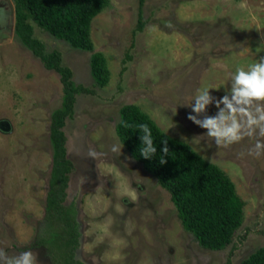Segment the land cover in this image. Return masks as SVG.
I'll list each match as a JSON object with an SVG mask.
<instances>
[{"label":"rangeland","instance_id":"374dc122","mask_svg":"<svg viewBox=\"0 0 264 264\" xmlns=\"http://www.w3.org/2000/svg\"><path fill=\"white\" fill-rule=\"evenodd\" d=\"M241 3L248 7H237ZM139 9V0H109L92 22L94 51L105 54L111 72L103 87L91 75L92 52L33 22L47 50H60L74 80L92 89L77 95L64 127L68 156L76 164L66 203L75 204L82 225L75 259L82 264H239L264 246V156L247 155L254 138L217 147L187 116L197 89L210 87L213 96H222L238 65L247 67L264 55V0H146L142 30H137ZM8 18L12 37L0 43V124L8 122L0 126V251L11 258L31 250L38 264H53L36 242L53 164L51 117L62 103L63 83L15 38V18ZM130 103L235 183L245 214L225 248L199 244L184 228L170 193L120 141V109ZM216 112L209 106L208 115ZM113 146L121 151L113 152Z\"/></svg>","mask_w":264,"mask_h":264},{"label":"trees","instance_id":"16d2710c","mask_svg":"<svg viewBox=\"0 0 264 264\" xmlns=\"http://www.w3.org/2000/svg\"><path fill=\"white\" fill-rule=\"evenodd\" d=\"M139 0L142 30L143 7ZM15 4V38L39 57L45 67L56 70L63 83V100L52 112L50 140L53 164L45 200V217L40 226L38 246H44L53 264H82L75 259L81 245L82 225L74 203L67 204V189L74 160L68 156L67 119L73 117L77 95L92 89L74 80L72 69L63 63L62 52L47 50L35 35V22L56 39L64 40L76 49L91 53V75L103 87L110 81L108 60L101 51H94L92 22L108 5L109 0H13ZM147 124L156 147L155 155L145 159L139 125ZM120 141L159 184L166 189L178 211L184 228L197 238L199 244L211 250L229 245L245 214V202L238 194L230 176L217 164L206 160L190 144L166 133L157 122L137 104H124L117 125ZM161 141H167L169 152H161ZM161 159L167 162L161 164ZM227 264H231L228 262ZM239 264H264V246L256 249Z\"/></svg>","mask_w":264,"mask_h":264},{"label":"clouds","instance_id":"9594fccd","mask_svg":"<svg viewBox=\"0 0 264 264\" xmlns=\"http://www.w3.org/2000/svg\"><path fill=\"white\" fill-rule=\"evenodd\" d=\"M237 7L246 9L248 6L241 3ZM210 90V87L197 89L190 106L192 112L187 119L205 129L203 135L214 141L217 147L229 148L246 138H254L255 144L248 149L247 155L254 158L264 156V55L247 67L238 65L230 74V86L222 96H213ZM209 106L217 109L214 115L207 114ZM139 128L144 133L140 137L144 145L141 155L149 159L156 153L151 130L147 124H141ZM161 144L164 145L161 152L166 155L169 152L168 143L161 141ZM112 151L120 152L121 149L113 146ZM91 155L97 154L93 152ZM166 162L164 159L160 161L161 164ZM0 261L4 264H38L37 253L31 250L19 252L11 258L0 251Z\"/></svg>","mask_w":264,"mask_h":264},{"label":"flooded vegetation","instance_id":"af4514ba","mask_svg":"<svg viewBox=\"0 0 264 264\" xmlns=\"http://www.w3.org/2000/svg\"><path fill=\"white\" fill-rule=\"evenodd\" d=\"M8 14L9 16L12 15L7 2L5 0H0V43L12 37V29L9 28L10 19L8 18Z\"/></svg>","mask_w":264,"mask_h":264},{"label":"water","instance_id":"95a60500","mask_svg":"<svg viewBox=\"0 0 264 264\" xmlns=\"http://www.w3.org/2000/svg\"><path fill=\"white\" fill-rule=\"evenodd\" d=\"M10 8L11 14L14 16L15 18V4L13 2V0H5ZM4 124H8L7 121H4L0 124L1 127H4ZM11 127V126H10Z\"/></svg>","mask_w":264,"mask_h":264}]
</instances>
